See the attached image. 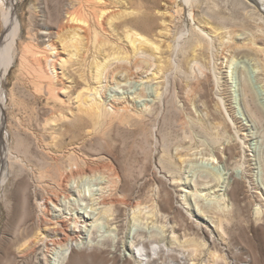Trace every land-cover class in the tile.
I'll return each mask as SVG.
<instances>
[{"label":"rangeland","instance_id":"rangeland-1","mask_svg":"<svg viewBox=\"0 0 264 264\" xmlns=\"http://www.w3.org/2000/svg\"><path fill=\"white\" fill-rule=\"evenodd\" d=\"M191 1L130 0L104 16L88 66L101 61V48L121 45L125 31H136L162 48L169 45L167 70L155 82L145 63H113L110 70L126 71L114 74V83L101 91L106 124L92 129L91 138L88 126L70 132L64 125L54 152L42 120L49 110L72 108L59 92L68 84L56 60L55 78L45 62L39 68L33 53L51 42L58 49V37L72 30L65 14L73 6L69 0H0V37L9 9L20 25L14 61L0 85L6 144L0 264H139L135 250L142 247L157 251L142 264H264V84L250 57L225 54V47L201 33L208 26L197 29L188 12L200 2L204 17L229 27L231 46L250 32L264 37V18L245 1ZM161 12L172 15L170 40L159 37ZM48 88L56 98L46 97ZM65 88L72 95L81 86L72 82ZM236 183L242 191L232 198ZM104 203L107 215L101 213ZM136 203L141 216L134 220L130 209ZM36 217L56 225L65 243L88 245L68 256L49 234L47 244L28 258L10 260L12 249L34 231Z\"/></svg>","mask_w":264,"mask_h":264},{"label":"bare ground","instance_id":"bare-ground-1","mask_svg":"<svg viewBox=\"0 0 264 264\" xmlns=\"http://www.w3.org/2000/svg\"><path fill=\"white\" fill-rule=\"evenodd\" d=\"M69 1L71 2L72 6H73V8H72L73 11L71 13L68 12L69 14H67V16L65 14V21H66V24H68V23L70 24L69 26H73L72 30L69 32L70 29L68 30V29L64 28L65 30H68L67 32L66 31L65 32L66 33L69 32V33H68V35H66L65 38H63L64 36L62 37V39H60L58 37V39L60 41V42L57 41L58 45H59V47L57 46L58 49L55 48V46L51 45L55 42H53V43L51 42V43H48V45L45 46L42 50H38V51L36 50L35 54L33 53L36 61L39 62L37 64V65H39V68L41 65L40 63L45 62L47 64V66L48 65L50 66L49 67L51 70L50 74L54 75L56 73L55 68L57 66L55 64H56V62H58L59 69L61 71L60 72L61 76L66 78V83L68 85L69 84L71 85L72 82H74V83L77 82L81 86V89L78 92L70 95V93H68L66 91V88H65V86H68V85L63 86V83H64L63 82L61 84L62 89H60L61 91H59V92H60V94L65 96V99H67L66 101L69 104H71L72 108L71 109L68 108L69 110L68 111L65 110V112H63L64 109L62 110V112H60L61 110L59 112L58 111L54 112V110H55L54 109L52 111V113L49 110L50 115L49 114L46 115L49 117H47V118L44 117L45 119L43 118V120H42V123H43L42 126H43V131H44L43 133L45 134V137L48 139V143H47L48 147H49V149H51L54 152H56V150L58 149V148L56 149L57 142L59 141L58 135H60L61 130L64 127V125L69 126L68 130L70 129L69 130L70 132L77 131L78 129H80L84 126H88L91 128V130H88L87 132L85 131L86 137L91 138L94 135L93 131L95 130V128L102 127V125L106 124V123H104V121L106 120L105 117L107 115V108H106L105 103L103 102V100L101 98V91L108 83H112L115 80L114 74H119V73L126 71V68H124V67L117 68L115 70H110V66L113 63H120L121 65H124V64L135 65V64L141 63V62L145 63V72L151 70L152 72L149 74V79L152 81H155V82H160L162 80V78H163V76L167 70V67H168V59H167L168 55L167 54L169 53L168 52L169 51V45L162 48L160 46L161 44L160 45L155 44L150 39L144 37L143 35H141L140 33L136 32V31H125L123 33V36H122L123 38L121 40V45L110 46V44H109V46H108L107 43H109V42H105V45L107 44L106 47H108V48H106V47H103L104 45L102 44L103 49L100 47L101 50L98 51L99 53L102 54L101 61H99V60H98L99 62L96 61V62H98L97 64L95 61H93V62H95L94 67H93V65H91L92 63L90 62L91 63L90 64L91 69L89 70V74H88L87 68L88 67L90 68V66H88L89 65L88 60L90 57H92L91 56V54H92V39L94 37H96L97 28H100V26H101V20L104 18V16L107 15V13H109L113 9H116L122 5L128 4L130 2V0H110V2H104L102 0H69ZM131 1L133 2V0H131ZM169 1H172V0H169ZM184 1L186 2V4H189L191 0H184ZM240 1L248 2V4H250L255 9L258 10L259 19L262 20V18H264L263 17L264 16V0H240ZM199 3L200 2H198V4ZM198 4L194 5L193 8L189 9V12H188V18L193 23V25L197 29L199 27H201V25L208 26L207 32H203L199 28L202 31L201 33L210 37L212 41H215L220 46H223L222 48L225 47L224 48V50H226L225 54H227V55L228 54H236V55L250 57V59L255 62L256 69H258V71H259V77L261 78L260 81H262L263 82L262 84H264V37L259 38V37H257L256 34H254L255 32L254 33L250 32L247 36V39L245 38L243 40V42H240V43L234 42V45L231 46L230 43L232 40L230 39V32L228 30L229 27L226 26L225 24L224 25L223 24L215 25V23H213L212 21H210L209 19L204 17L203 14H201V12L199 10L200 7ZM138 13H140V12H138ZM138 13H136V14H138ZM80 14L83 17L80 16ZM132 15H134V14H132ZM159 15H160L161 20H162V25H161L162 31L161 32H159L160 30L158 31L160 33L159 37H160V39L162 38L161 40H164V39L168 40L171 36L170 30H171V16L172 15L165 14L164 12L159 13ZM112 17H111V19H112ZM3 19H4L3 20L4 21V32L0 37V85H2L1 83L5 80V76L9 72V70L12 66V63L14 61L17 40H18V37L20 34L19 22L16 20L11 9H9L7 11V13L5 14ZM143 19L145 20L146 18L144 17ZM116 20H118V19L116 18ZM63 24H65V23H63ZM68 28H71V27H68ZM102 31H103V29H102ZM66 33H64V34H66ZM242 34H246V33H242ZM57 35H58V33H57ZM229 57H231V56H229ZM232 59L233 58H231V60ZM55 60H56V62L54 63ZM193 63L195 64L196 60H193ZM196 65H198V64L196 63ZM41 71H42V68H41ZM199 71H201V70L199 69ZM34 73H36V72H34ZM55 75H54V77H55ZM127 77L129 78L130 76L125 74L124 78L127 79ZM44 81H45V79H44ZM60 83H58V84H60ZM46 84H48V83H46ZM48 87H50V86L48 85ZM247 88L248 87L246 86V93H249V90ZM1 89H2V87H0V185H2V183L5 180V176H6V171L4 169V163L6 160V148H5L6 144H4V141L2 140L3 139L2 133H3V129H4V120H3L4 118H3V107H2L3 106V96H2L3 94H2ZM44 94L46 95L47 98H50V99L57 97V95H56L57 93L52 91L51 88H50V90L48 88V90H46L44 92ZM58 99H59V97H58ZM60 102H61V100H60ZM120 107H122V106H120V105L117 106V104H116V109H119ZM125 110H126V108H125ZM118 111L120 112V110H118ZM126 111L128 112V110H126ZM126 111H124V112H126ZM125 114L127 115V113H125ZM108 118H109V116H108ZM108 123L110 124V122H108ZM92 129H94V130H92ZM104 133H105V130H104ZM60 142H61V140H60ZM57 151H59V150H57ZM213 160H214V158H212V161ZM181 162L185 163L186 158L185 159L182 158ZM75 166H77V165H75ZM92 170H93V168H92ZM112 170H113V168H112ZM93 171H95V170H93ZM109 172H110V170H109ZM62 173H64V172L62 171ZM72 173H70V174H72ZM84 173H85V171H84ZM89 173H93V172L89 171L88 174ZM81 174H80V176H81ZM86 174H87V172H86ZM61 176H63V175H61ZM85 176H91V175H85ZM63 177L65 178V175ZM102 177H104V176H102ZM107 177H109V176H107ZM73 179H75V178H73ZM61 180H64V179L62 178ZM109 180H110V177H109ZM65 181H67V180H65ZM62 185H64V184H62ZM66 185H68V184H66ZM47 187L49 188V186H47ZM48 188H46V189H48ZM59 188H62V187H59ZM241 189H242L241 184L236 183L234 185V187L231 189V192H229L230 197H232V198L238 197V195L241 194L240 193L242 191ZM62 190H64V189H62ZM34 191H35V189H34ZM49 192H48V194H49ZM52 193H53V191H52ZM58 193H56V194H58ZM110 193H111V191H110ZM53 195H54V197L56 196L55 194H53ZM62 197H64V196H62ZM25 199H26V197H25ZM48 199H50V198H48ZM34 201H36V200H34ZM46 201H50V200H46ZM34 204H36V203H34ZM50 204H53V203L50 202ZM101 205H102V207H101L102 215H107L109 212L108 211L109 207L107 206L108 204L106 205V203H104ZM36 207H38V206H36ZM32 208L34 209V207H32ZM130 210H131L132 219H134V220H136L137 218L140 219L139 218V216H141L140 205L137 204L136 206H133ZM20 213H18V214H20ZM31 213H32V211H31ZM152 214H153V212H152ZM39 218L36 217V221L38 224H36L37 226L35 227L34 231H32L30 233L27 231L28 232V234H26L27 237L24 236V238L21 240L22 242L19 240L21 243L20 244L18 243L19 245L17 247L15 246V248L12 249L13 251L11 252L12 256H11L10 260L14 258L16 261H22L23 259H25V257H27V256L29 257L37 249H39L42 245H44L48 239H50L49 234H52L51 235L52 238L49 240L52 242V245H54L55 248L63 251V253L67 254L68 256H70L74 250H77V248H80L79 247L80 245H88L86 243L84 244L81 242L65 243L64 233L62 231H59L57 229L58 227L56 225L46 222L45 218H43V219H39ZM31 219H30V221H32ZM34 219H35V217H34ZM82 219L87 222L86 218L83 217ZM90 243L91 242H89V244ZM46 244H47V242H46ZM135 251H137V252L139 251L138 253H140V255L138 254L139 257L141 258V259H139L140 260L139 264H142V262H144V261L150 262V260L153 259L154 255L157 254L156 248H151V247L147 248V249L142 247L138 250L136 249ZM137 252H136V254H137ZM15 260H14V262H15Z\"/></svg>","mask_w":264,"mask_h":264}]
</instances>
